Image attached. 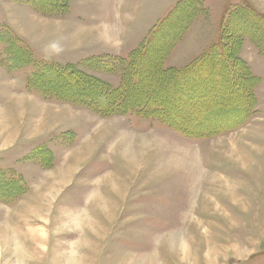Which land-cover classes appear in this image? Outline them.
<instances>
[{"label": "rangeland", "instance_id": "1", "mask_svg": "<svg viewBox=\"0 0 264 264\" xmlns=\"http://www.w3.org/2000/svg\"><path fill=\"white\" fill-rule=\"evenodd\" d=\"M260 16L264 0H0V95L23 94L0 99V264H264ZM95 39L109 48L96 53ZM44 65L73 70L72 88L36 81ZM189 66L197 74L174 70ZM138 67L149 102L110 107L98 86L84 94L85 82L121 88ZM227 68L240 75L233 85ZM243 109L219 132L182 134ZM73 157L69 186L46 203L43 178ZM96 191L103 205L88 200ZM70 192L83 200L67 201ZM72 205L90 215L107 205L110 215L95 226L98 217L74 213L72 226L92 221L71 230L36 214Z\"/></svg>", "mask_w": 264, "mask_h": 264}, {"label": "trees", "instance_id": "2", "mask_svg": "<svg viewBox=\"0 0 264 264\" xmlns=\"http://www.w3.org/2000/svg\"><path fill=\"white\" fill-rule=\"evenodd\" d=\"M261 17V16H260ZM262 18V17H261ZM264 19V18H262ZM262 24H264V22H262ZM137 51H135L134 53H136ZM223 53H224V50H222L221 53L218 52V55L220 56H223ZM212 54L214 55V52H212ZM211 53L208 54V56L210 58H212L211 60V63L208 62L206 63V59L205 57L203 58L204 60V66H207V65H212V62L214 61L215 58H213L214 56H212ZM217 55V54H216ZM227 63V62H226ZM70 69L67 68L65 69V71L61 68H58V67H54V66H51V65H44L38 72L34 73L32 75L33 78L36 79V81H41L43 82L45 85L47 82H52V78L55 79L58 83L60 82L62 85H66V81L68 80H76V77L75 75L73 74L74 71L71 70L69 71ZM170 69H164L163 71L165 73H167ZM176 71V73H180V74H189V73H192L195 75L197 74V71L195 69H193L192 71H189L190 70V66L187 67V69L184 71H177L176 69H174ZM189 71V72H188ZM160 72V71H159ZM174 72V71H172ZM188 72V73H186ZM139 73H141V68L138 67V70H135V68H133V71L131 73H128V77H127V80H128V83L127 85L121 87V88H118L116 90H112V89H109L105 86H103L102 84H95V83H88V82H85L89 87H91L89 89L88 87V90L85 91L84 94H87L89 93H92L94 94V89L97 88L98 86V90H100L102 92V95L106 97H108L109 99V102H110V107H113V105L115 104L116 106L118 107H127L129 105H132V107L138 105V104H145L147 102H149V100H145L142 99V96L144 94V90L141 88V91L138 87H141V84H142V81H140V77H138L137 75H139ZM225 74L228 75V80H229V83L231 85L234 84V78L237 79L240 77L239 74H236L233 72H231L228 68L225 70ZM241 74V72H240ZM246 75V77L248 76L247 74H244ZM167 77V76H166ZM166 77L164 79H166ZM68 78V80H66ZM168 80H170V77H167ZM254 78V77H253ZM252 78V79H253ZM90 80H93L91 78H89ZM242 79H244L242 77ZM162 80V79H160ZM95 80H93L94 82ZM248 80L244 79V82L245 84H247ZM228 82V81H227ZM56 83V82H55ZM252 84H254V82H250ZM57 84V83H56ZM102 85V87H101ZM34 88H39L38 84L36 82H34V84L32 85ZM47 86V85H46ZM67 87H71L72 88V84L70 83L69 85H66ZM48 87V86H47ZM146 86L144 85L143 88H145ZM122 90V91H120ZM66 91H67V95H70L68 97L70 98H74L76 96V94L74 92H72L71 90H69L68 88H66ZM241 95V94H240ZM80 96V95H79ZM241 97L245 98L246 97V92L244 94V92H242V95ZM96 102H98V100H96ZM144 102V103H143ZM253 103V101L251 102ZM251 109V108H250ZM149 112V111H148ZM147 112V114H148ZM150 114H153V112H150ZM245 110L243 109L241 114H239L237 116V118H234L233 122L231 123H228L227 125H225L224 123H222L221 125L219 126H216V127H208L204 122L200 123V124H197V123H194V125H192V127H196V129H193L194 131L191 130V133L190 134H187V133H182L183 135H186V137H190V138H198L199 136H202V135H207L208 133L211 134V133H215V132H219V130L221 131V129H225L227 127H230V125H233V124H236L240 121H242L243 119H245Z\"/></svg>", "mask_w": 264, "mask_h": 264}, {"label": "crops", "instance_id": "3", "mask_svg": "<svg viewBox=\"0 0 264 264\" xmlns=\"http://www.w3.org/2000/svg\"><path fill=\"white\" fill-rule=\"evenodd\" d=\"M137 26H138V28H140V22L139 23H137ZM139 32V34H141V30H139L138 31ZM95 41L96 42H98V43H95V51H97L96 53H98V54H100V52L102 51V50H104V49H106V48H109L108 46H106V44L104 43V40H97V39H95ZM129 42H131V39H130V41ZM120 51H122V49L121 50H119L117 53H119L120 54ZM4 80H5V78L2 76V75H0V86H3L4 84H5V82H4ZM8 82V81H7ZM18 88H20V87H18ZM18 91H20V92H22L21 90H19L18 89ZM18 91H15V92H18ZM6 92L7 93H4V92H2V94L0 95V99H2L3 100V105L5 104V105H7L8 103H10V104H12V102L14 103V101H15V103L17 102V97H19L20 98V96L21 95H23V94H20V95H18V96H16L15 98H13L12 99V102L10 101V93H13L11 90H9V89H7L6 90ZM22 93H24V92H22ZM25 94V93H24ZM32 96H34V97H36L35 95H32ZM8 97V98H7ZM29 99H31V100H33V98H29L28 96H26V97H24V100H22V99H20V101L19 102H23V101H29ZM18 103V102H17ZM54 105V103H52V102H50V103H48L47 101H45V103H44V105ZM55 104H57V103H55ZM35 112V111H34ZM32 113H33V111H32ZM36 115H39V112H35V116ZM34 117V116H33ZM70 125V128L75 132L76 131V128L77 129H82L83 128V126H84V124H74V122H72V124H69ZM67 130V129H66ZM58 162V161H57ZM57 162L55 163V165H54V168L53 169H51V171H54L55 172V174L53 173H50L49 172V177H47V179L46 178H43V181H45L46 180V182H44V185H46V187L48 186V191L46 192L45 191V193L43 194V198H45V202L46 203H52L54 200H57V199H60V192H61V189H60V187H67V186H69V182H67V178H65L66 177V174L69 176V173L71 172V171H65L66 170V167L68 166V165H71L73 162H74V157L72 158V159H70V161H68V163L66 162V163H63V168L62 169H60V170H58V168H55V166L57 165ZM2 167V166H1ZM65 168V169H64ZM68 168V167H67ZM4 169V168H3ZM44 171V170H43ZM49 171V170H48ZM61 171H63L65 174H64V177L62 178V182L57 186L58 187V189H57V191H54V189L53 190H51L50 189V184L52 183V180H53V178L54 177H56L57 176V174H59V172H61ZM44 172H46V171H44ZM47 173V172H46ZM38 177H40V176H38ZM38 177L36 178V179H34V183H35V187H36V184H37V179H38ZM65 179H67V180H65ZM36 193V192H35ZM34 193V194H35ZM64 194V193H63ZM101 194V192H99V191H96V192H92L91 193V195H89L88 196V200L89 201H97L98 202V204H100V205H103L102 204V202L101 201H103L102 199V195H100ZM69 195L70 196H66V200L67 201H70V200H78V198H82L83 196H82V194L80 193V192H75V194H73L72 192H70L69 193ZM82 200H83V198H82ZM63 205H64V203H62ZM70 204V203H69ZM38 205H40V204H38ZM42 205V204H41ZM75 205H72V206H69V207H60V208H58V209H54V208H46V206L45 207H43V208H38L37 209V211H36V214H39L40 212H42L43 210H47L48 212H47V215H49V216H56V217H58L57 219L56 218H54V219H52L51 221H55L57 224H59V225H70V228H72L71 230H84V225L83 224H85L86 222H89V221H92L90 218L88 219V218H85V219H81V224L79 225L78 224V217H77V221L75 222V224L72 226V220H71V218H70V216L71 215H73L74 213L76 214H83V215H85V216H88V215H90V214H86V213H84V212H82L81 213V209L79 210V209H77V207H74ZM36 210V209H35ZM35 210H34V212H35ZM96 211L94 212V213H91V215L92 216H96V217H98L97 219L95 218V219H93L94 221H95V226H100L101 225V223H104L106 220L104 219V218H101V217H105V216H107V215H110L109 214V211H108V207H107V205H104V208H102V209H100L99 207H97L96 209H95ZM32 214V217L35 215V213L33 214V213H31ZM118 214H121V211H119L118 212ZM29 215L30 214H28V217H29ZM90 215V216H91ZM48 220V219H47ZM58 221V222H57ZM50 221L48 220V223H49ZM53 224H54V222H52ZM69 223V224H68ZM105 224V223H104Z\"/></svg>", "mask_w": 264, "mask_h": 264}]
</instances>
